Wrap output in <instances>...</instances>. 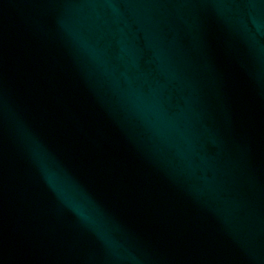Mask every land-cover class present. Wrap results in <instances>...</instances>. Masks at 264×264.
Instances as JSON below:
<instances>
[{
  "label": "water",
  "instance_id": "obj_1",
  "mask_svg": "<svg viewBox=\"0 0 264 264\" xmlns=\"http://www.w3.org/2000/svg\"><path fill=\"white\" fill-rule=\"evenodd\" d=\"M0 264H264V0H0Z\"/></svg>",
  "mask_w": 264,
  "mask_h": 264
}]
</instances>
